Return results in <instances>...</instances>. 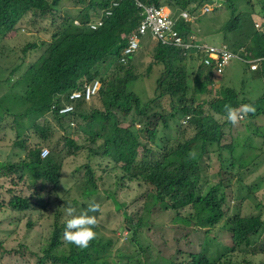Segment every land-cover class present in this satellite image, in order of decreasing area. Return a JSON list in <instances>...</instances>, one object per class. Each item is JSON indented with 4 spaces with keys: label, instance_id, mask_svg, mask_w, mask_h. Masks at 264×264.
I'll list each match as a JSON object with an SVG mask.
<instances>
[{
    "label": "trees",
    "instance_id": "trees-1",
    "mask_svg": "<svg viewBox=\"0 0 264 264\" xmlns=\"http://www.w3.org/2000/svg\"><path fill=\"white\" fill-rule=\"evenodd\" d=\"M61 1L0 0V56L1 44L10 33L19 31L23 23L30 27L35 25L38 16L46 15L60 33V38L50 45L40 59L29 65L20 78L26 83L25 109L15 113L16 125L23 127V121L31 119L30 127L40 140L31 144L30 136L18 131L16 143L26 152L25 157H20L18 163L0 165V179L7 180L0 184V190L10 198L7 214L10 216L32 207L35 194L26 193L20 185L26 176L25 168H31L37 177L53 184L49 199L57 194L63 163L58 153L42 159L39 146L51 143L58 149L60 139L54 140L57 130L50 124L40 126L38 117L50 109L59 94L68 95L81 87L83 79L91 81L95 77H102L103 69L106 68L111 72L102 79L103 88L99 95L101 106L97 109V106L92 105L90 110L81 112L79 108V113L75 115L78 138L64 136V145L70 150L85 146L91 155L104 156L107 159L106 166L113 164L131 180L139 182V188L145 191L146 204L141 218L143 221L134 224L132 217H129L136 233L148 220L152 208L159 203H165L166 206L161 205L167 210H174L183 223L194 226L192 230L199 228L206 233H213L223 222L221 217L226 216V211L221 208V201L224 200L221 189L223 183L211 179L210 156L215 143L221 153L229 149L234 156L238 153L236 144H227L233 125L227 122L224 110L226 104L237 106L238 95L233 92L229 100L210 102V110L205 105L197 106L193 101L188 102V76L172 64L168 76L160 82L158 94L160 99L169 97L172 100L171 109L150 112L149 104L141 102L137 94L128 90L137 76L125 67L116 66L112 71L110 66L115 61V47L120 41L117 33L130 34L138 26L139 17L134 2L128 1L108 19L106 25L92 31L87 26L92 11L105 6L106 1L73 0L78 8L76 14L69 10L60 11L58 7ZM144 1L157 5L163 1L176 5L181 0ZM76 17L82 21L81 26L74 25ZM234 21L227 26L231 32L240 27V23ZM251 42V54L264 55V34L256 33ZM171 56L175 61L177 54L159 48L156 60L166 62ZM187 114L194 116L188 125H182L181 120ZM191 152H195V158L189 155ZM32 165L37 167L33 168ZM84 167V176L77 187L89 195L97 190L98 175L94 164L85 163ZM63 203L64 199L57 202L60 214L56 212L52 234L48 243L41 248L42 254L37 255L39 264H112L111 251L118 243L103 241L99 225L94 229L97 232L96 239L86 249L63 241L67 219L61 211ZM88 208L87 205H84L83 210L78 208L77 214ZM99 211L88 214L95 215L98 220ZM34 226L35 222L29 220L28 227L31 229ZM224 227H230L232 231L233 249L224 247L220 254L205 249V252L197 254L194 248L186 247L182 242V239L190 236L189 232L179 238V246L175 251H170L166 264H264V261L257 263L248 257L250 254L264 253L263 215H237L232 222L227 220ZM163 238L168 242L164 235L155 237V241L161 245ZM142 242L138 237L133 238L128 248L120 246V255L133 256L146 252L147 247ZM0 248L14 255L25 256L29 252L37 254L26 240L14 247L4 246L0 242Z\"/></svg>",
    "mask_w": 264,
    "mask_h": 264
},
{
    "label": "clouds",
    "instance_id": "clouds-1",
    "mask_svg": "<svg viewBox=\"0 0 264 264\" xmlns=\"http://www.w3.org/2000/svg\"><path fill=\"white\" fill-rule=\"evenodd\" d=\"M63 1L67 2L65 8L64 6L61 5ZM63 1L60 2V5L58 7L60 11L65 12L66 10L69 11L73 10L74 14L77 13L78 8L73 0H70L71 4H74V8L72 9L68 8L67 0H63ZM104 1H106L105 6L92 11L93 15L89 23L87 24V26L92 31H97L101 27L106 25L108 19L112 18L115 12L118 11L123 5L125 6L126 3H128V1L130 0H104ZM131 1H133L135 4L137 14L139 17V23L136 29L130 34H126L124 32L117 33L118 34L117 36L120 39V41L118 45L115 47L116 49L114 52L116 55L115 61L112 62L110 66L112 71L116 68V66L125 67L126 69L134 73L135 76H137V80H135L132 83V85L128 90L130 92H134L135 94H137L141 102L148 103L149 104L148 110L150 112L152 113L162 112L163 108L167 110L171 109L172 100L169 97H165V98L169 99L170 107H164V106L155 107L154 104H155V100L164 99V98L160 99L158 97L160 91V82L164 81L165 78L168 76L169 69L172 64L174 65L175 68L183 70L186 76H188L187 87H189V90H187L186 92L188 99L190 100L188 102L193 101L196 103L197 106L205 105L206 108L210 110L211 109V106L209 104L210 102H218V101L222 102L224 100H229L233 92H235L238 95L239 103L237 104L236 107H233L228 104L224 106V110L226 112V120L228 123L233 125L230 139L227 142V144H229V146L236 144L238 148V153H236V155L234 156L232 150L230 149L225 150L223 151V153H221L218 150V144L215 143V145L212 148L214 152H212V155L210 156V161H211L210 165L212 170L211 179L213 180V182H219L221 180V182L223 183L221 189L224 192L223 193L224 200L221 201L223 205L221 208H224V210L226 211V216L224 218L221 217V220L223 222L220 225H218L220 227L211 234L206 233L199 228L196 229V232L202 238L205 236V233L208 234V236L214 235L217 232H222L226 234L227 232H229L232 234V231L229 229L230 227L229 228L224 227L227 220H230L232 222L237 217V215H242V216H247V215L242 214L237 208H235V206L232 208L231 203L234 202L235 204V200H229L228 191L224 190L223 188L226 189L230 188L232 190L233 188H236L239 190L237 192V196L239 197V199L241 198L243 201L246 202L247 201L256 202L257 209L260 212L256 215L247 216V217H256L259 215H263L264 217V189H263L264 142H262L261 144L258 142V140H254L251 142L247 138L249 137L250 140L255 137L264 138V87L262 90V94L259 95L258 97L256 96L260 93V88L257 85L261 81L263 82L264 85V55L255 56L251 54V52L249 51V45L252 43L251 40L254 37V35H256V33L264 34V17L263 18L261 17V19H263L262 21H258V20L256 21L255 31L249 40L234 43V45H231L230 43H227V40H230L229 39L230 35L237 34L238 32H241L244 29L243 17L241 15L242 8L236 3L237 0H181L176 5L168 4L163 1L160 2V4L158 5L155 3H148L144 0H131ZM258 1L262 5L261 10L264 12L263 10L264 0H258ZM251 2L253 1L251 0ZM226 5H228L232 11L231 12L232 18L225 25L224 35L227 40H225L224 43L217 45L207 43L203 38L204 35H213L217 33L223 34V32H222V27L217 26L216 20H205V17L209 14L219 12ZM253 6L254 5H252V8ZM254 7H255V11H258L256 9V5ZM245 10L251 12V15L249 16L250 18H252L256 13L254 9L250 10L248 9V7ZM159 12H161L162 16L166 18V21L168 23L167 27L163 28L160 26L158 20ZM233 19H235L234 22L240 23V27L238 30L231 32L228 30L227 26ZM73 23L76 26H81L82 21L76 17ZM23 25L29 26L26 23H23ZM31 28L37 30L39 35L42 34L46 35L47 33H49L50 40L48 43L44 42V40L41 42L42 44L40 45H43L46 48L42 53L37 54L36 56H35L36 50L39 49L40 47L39 43L35 41L38 38V36H34L35 40L30 41L20 50L22 56L29 59V63H24L23 66L20 65L22 72L20 75H18V78H21L26 72L27 67L32 63L36 62L38 59H40L44 55V53L48 51L50 45L56 42L60 38V33L58 32L56 27L52 25L50 19L46 15L36 17L35 25H32ZM24 32L25 29H23V27L21 26L19 31L11 32L10 35L7 37V39L4 41L9 40L13 35L15 36L22 35V33ZM5 48L6 45L2 43L1 56L4 55ZM159 48L171 50L172 52L177 54L176 60L174 61V57L171 56L167 58L166 62H158L156 60V55H157V50ZM142 52L144 53V56H141ZM148 55L150 56L149 58ZM144 57L148 59V61L146 62V66L144 65L145 63L143 62ZM237 60H240L245 64L246 66L245 75L249 77L250 85L245 92L244 91L240 92L237 86H236L237 88H234L232 86L234 84L233 82L225 81L227 72L233 66V63ZM140 66H145L144 72L143 71L140 73L138 72V68ZM159 68H161L162 75L156 79L155 90L153 94L148 93L147 95H143L138 91V89L137 90L135 89L138 86V83L141 82L143 79H149L148 76H150V74L153 71H155V73L159 72ZM13 72L14 70L12 71V73ZM104 76H108V75L102 73V77L101 76L95 77L91 81L87 79H83L81 87L71 91V93H69L68 95L59 94L57 98H55L50 109L46 113L38 117V120H40L39 125L43 126L44 124H50L54 129L57 130L56 135L54 136L53 139L54 140L60 139V145L58 146V149H56L54 145L51 143L49 144L45 143L39 146L40 156L42 159H45L54 153L59 154L61 152V149L59 148L61 145L64 146V150L67 151L69 154L74 153L75 150H85V149L88 150V148H86L85 146H83L81 149L71 148L70 150L68 147L64 145L63 138L64 136H71L75 139L78 138V136L76 135V127L78 125V122L75 120V115L79 113V108L81 112L82 110H90L92 108V105H94L95 107L97 106V109H99V107L101 106L99 95L103 88L102 79ZM13 80L14 79L9 78L6 82L7 85L6 87H3L0 81V93H2L0 97L9 93L11 89V83ZM152 96H154L155 98H152ZM3 109L4 108L0 104V112L3 113L4 116L3 120H5V126L12 128L13 131L16 132V141L17 139H19V137H17L18 131H23L25 134H28L30 136V143L33 138V135L37 137L38 140H40L39 136L35 134L33 128L30 127L31 126L30 120L25 119L23 121L25 125L23 127L21 126L17 127L15 121V111L11 110L9 112L7 109H4L5 111H3ZM193 116H194L193 114H187L182 118L181 124L188 125L190 123V120L193 118ZM137 125L139 126V124ZM247 127H249V129H247ZM245 144H247V146L249 147L255 146L257 149H259L257 153L258 155H254L253 153H251L249 158L242 157L241 150L245 147ZM17 146L23 152V154L19 156L18 160L16 161L13 160L6 164L0 162V165H7L9 163H14V162L18 163L21 160L20 157L22 156L25 157L26 152L24 151V149L21 148L18 144ZM216 153L221 158V161L229 163L228 167H225V165L221 163L222 166L220 167L218 179L214 177V165H213V160ZM189 155L195 158L196 154L195 152H191L189 153ZM91 156L101 157V156H97L96 154H92ZM59 158L61 160L60 156ZM113 166L117 168V170L121 173L123 178L124 177L130 178L129 176L126 175L125 172L120 170L117 166L115 165ZM32 167L36 168L37 165H32ZM225 169L232 172L231 176L238 179L237 187L234 186L233 178L229 176L227 177L225 175ZM25 173L26 176L22 180L23 182L26 180V177L35 178V182L33 183L34 190L28 193V194H32V193L35 194L32 207H29L28 209L24 211H20L18 213L15 212L9 216L7 214V211L10 209V207L8 206V201L10 198H8V194H6V192L0 190L1 191L0 195L5 194V197L0 198L1 200H3L2 203H4L5 205H2L0 207L2 208V211L6 216L5 218L8 219L9 221H20V219L12 220L10 217H20L22 214H24V212L30 211L29 212L30 215H28L30 216V218H28V221L32 220L35 222V219L32 218L34 216L31 215L34 214V210L37 211L46 210L51 206L52 201L54 200L55 197L59 198L58 192L51 199H49V194L48 195L44 194L43 196L39 197L38 194H40V192L43 193L42 190L44 188V183H50V182H48L42 177H37L31 168H25ZM248 175L254 176L253 182L249 181ZM131 181H136V180H131ZM98 182H97L96 191H98L99 189ZM61 184H62V177H61ZM21 189L23 190L22 187ZM36 191H38L37 194ZM260 194H262L261 198H259ZM258 198L260 201L259 204H257ZM64 204H65V200L61 206L62 207L61 211L63 212V214H64V206H63ZM161 204L166 206L165 203L157 204L152 208L149 215L152 214L155 208L157 207L167 210ZM248 207H250L249 204H244V205H240L239 209H243L245 211ZM99 209L100 206L98 204H91L87 211L77 214V210L75 207L73 206L66 207L65 208L66 217L64 218L67 219L62 237L63 241L66 244L74 245L79 249L88 248L90 243L97 237V232L94 229L96 228L97 225H99V220H97V217L95 215H89L88 213L98 212ZM167 211H174V210H167ZM56 212H59L60 214V210L58 209L57 211L54 212V217L49 225L50 230L47 231L46 233H42L41 236L39 237L37 247L34 250V252L37 253L34 255L35 264H39L37 255L42 254V252H40L41 248L48 243V240L52 234V230H53L52 224L54 222L55 215L57 214ZM126 214L128 216V219L129 217H132L128 213ZM132 219L134 221L133 217ZM28 221L25 227L27 229V232L30 233V230L32 228L30 229L28 227ZM141 221L143 220L139 219V221L134 222V224L139 223ZM148 223H149V218L140 229L138 228V231L141 230L142 232L139 233L137 231L136 233L134 227L132 226L129 220V226H127L128 234L124 235L125 238H123V241H127L137 237L138 239H141L142 234L151 232L152 231L151 228H148L147 230L145 229ZM192 228L194 229V226H192ZM263 235L264 233L262 234V236ZM151 236L153 237V233H151ZM100 238L103 241L112 240L120 244L118 247L116 246L113 247L114 250L111 251V253H113V257L111 261L112 264H132L130 261L131 256L120 255V249H122L120 248V246H122V244L120 243L119 238L115 236L108 237L102 231ZM213 241H215L216 243L218 242L217 239ZM232 241H233V234H232ZM19 244H21V242H19L18 245ZM4 246L10 247L9 242L7 243V245ZM234 246L235 244L233 241V247ZM186 247H191V246L186 245ZM225 247H228L230 249L229 246H225ZM194 249H195V253L197 254L205 252L204 250L198 251L196 248ZM256 256L262 257L263 258L262 261H264V253L250 254L248 257L250 260L259 263L258 261L252 258Z\"/></svg>",
    "mask_w": 264,
    "mask_h": 264
},
{
    "label": "rangeland",
    "instance_id": "rangeland-1",
    "mask_svg": "<svg viewBox=\"0 0 264 264\" xmlns=\"http://www.w3.org/2000/svg\"><path fill=\"white\" fill-rule=\"evenodd\" d=\"M67 1L68 8H74V4H71L70 0ZM252 1L255 4L251 2V0L236 1V3L242 8L241 15L243 17L244 29L237 34L230 35L229 39L231 41L227 40L224 35L225 25L232 18V11L228 5L222 8V10L219 12L209 14L205 17V20H216L217 26L222 27L223 34L217 33L213 35H204V40L207 43L213 45L222 44L225 42V40H227V43H230L231 45L249 40L255 31L256 21H262L263 19H261V17H264V12L261 10V3L258 0ZM66 3V1H63L61 5L65 8ZM250 3L254 6L256 5V9L258 11H255V7L253 6L252 8ZM247 7L250 10L254 9L256 12L252 18L249 17L251 12L245 10ZM22 27L25 29V32L22 33V35H13L9 40L3 42L6 45V48L4 49L5 53L3 56H0V81L2 86H7L6 82L9 78L14 79L11 83V89L9 93L0 97V104L4 109H11L15 111V113L25 109L24 94L26 91V83L24 80H20L18 75H20L22 72L20 65L23 66L24 63H29V59L23 57L20 50L30 41L35 40L34 36H38L35 41H37L39 45L42 44L41 42L43 40L46 43H48L50 40L49 33L46 35H39L38 31L32 29L30 26L23 25ZM45 48V46L40 45L39 49L36 50L35 56L42 53ZM141 56H144L143 52ZM149 57L150 56L148 55V58ZM147 61L148 59L144 57L143 62L145 63V66ZM17 66L18 69L16 70ZM145 66H140L138 68V72H144ZM13 70L14 72L12 73ZM245 70L246 66L242 61H235L233 66L227 72L225 81L233 82L234 84L232 86L234 88L238 87L240 92H245L250 85L249 77L245 75ZM109 72L110 70L106 68L103 69V74L106 75ZM161 75V68H159V72L157 73L153 71L150 76H148L149 79H143L138 83V86L135 89H138V91L143 95H147L148 93L153 94L155 90L156 79ZM257 86L260 88V93L256 95L258 97L262 94L264 87L263 82L261 81ZM1 94L2 93H0V95ZM152 98L155 97L152 96ZM154 106L170 107L169 99L164 98L163 100H155ZM4 109L3 111H5ZM3 119V113L0 112V162L6 164L13 160H18L19 156L22 155L23 152L17 146L16 132H14L12 128L6 127L5 120ZM247 129H249V127H247ZM247 138L251 142L254 140H258L260 144L264 142V138L262 137H255L251 140L249 137ZM37 140L38 138L33 135L31 144H34ZM59 148L61 149L59 156L63 161L62 184L59 188H57L59 198L55 197L51 206L46 210H34L35 215H31L34 216L32 218L35 219V226L30 230V233L27 232L25 227L28 218H30V216H28L30 215V211L24 212V214H22L20 217H10L12 220L20 219V221H9L5 218L6 216L0 207V241H2L4 245H7L9 242V246L13 247L17 246L19 242L22 243L24 240H26L30 244L32 251H34L37 247L41 234L50 230L49 225L54 217V212L57 211V201L58 199L62 198L65 200V204L63 205L64 217H66L65 208L68 206H73L78 211V208L83 210L84 205H87L88 207L91 204H98L100 206L98 220L101 231L108 237L115 236L119 238L123 248H128L132 239L123 241V238H125L124 235L128 234L127 226H129V219L126 213L134 218V222H138L139 219L142 218L145 209V191L139 188V182L131 181L128 177L123 178L117 168L113 167V164H110L109 161V166H106L107 159L102 155L101 157H92L87 149L75 150L74 153L69 154L64 150L63 145H61ZM101 151L100 153H102ZM258 151L259 149H257L255 146L249 147L247 144H245V147L241 150V156L244 158H249L251 153L258 155ZM85 163H92L95 165L99 180L98 191L90 195H85L83 190L77 187V184L84 176ZM221 163H223L225 167L229 166V163L221 161V158L216 153L213 160L214 177L216 179L219 178V171L220 167L222 166ZM231 174L232 172L225 169V175L227 177L229 176L233 178L234 186L237 187L238 179L231 176ZM248 176L249 181L253 182L254 176ZM4 182H7V180L0 179V184H3ZM34 182L35 178L26 177L24 182L21 181V187L23 190L29 193L30 191L34 190ZM52 189V184L44 183V188L42 190L43 193L40 192L38 196L41 197L44 194L48 195ZM223 189L228 191L229 200H235V204L234 202L231 203L232 208L235 206V208H237L242 214L247 216L256 215L260 212L257 209L256 202H246L241 198L239 199L237 196V192L239 191L238 189ZM261 196L262 194L259 195V198H261ZM1 197H5V194H1L0 198ZM259 198L257 199V204L260 203ZM2 201L3 200L0 199V206L5 205L2 203ZM67 203L73 204L67 205ZM244 204L250 205V207H248L245 211L243 209H239V206ZM148 217L149 223L145 229L147 230L148 228H151L152 231L142 234L140 239L141 242L143 241L142 243L147 247V250L146 252L131 256L130 261L132 264H166L169 262V256L171 253L170 251H175L179 246V238L188 234L189 232L190 236L183 239L182 242L184 245H190L191 247L196 248L198 251L208 249L210 252L212 251L213 253L220 254L221 250L223 249L222 247L229 246L230 249L233 248L231 233L227 232L226 234L217 232L214 234L215 236H208V234L205 233V236L202 238L196 231L192 230V227L188 223H183L184 221L180 219L178 214L174 211H167L157 207L152 214L148 215ZM151 233H153V237L151 236ZM28 234L30 235L29 237ZM162 235L168 239V242H165L163 238L162 244L160 245L157 241H155V237L160 238ZM216 239L218 240L217 243L213 241ZM119 245L120 244L118 243V246ZM252 258L258 262L263 260V258L260 256ZM0 264H35V257L30 252L25 256L23 254L13 255L0 248Z\"/></svg>",
    "mask_w": 264,
    "mask_h": 264
},
{
    "label": "built area",
    "instance_id": "built-area-1",
    "mask_svg": "<svg viewBox=\"0 0 264 264\" xmlns=\"http://www.w3.org/2000/svg\"><path fill=\"white\" fill-rule=\"evenodd\" d=\"M158 20L161 27H167L168 23L166 21V18L162 16L161 12H159Z\"/></svg>",
    "mask_w": 264,
    "mask_h": 264
}]
</instances>
